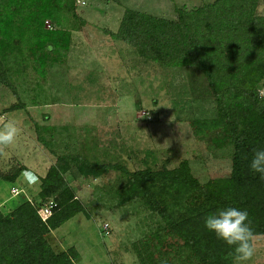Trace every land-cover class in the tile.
Instances as JSON below:
<instances>
[{
	"label": "rangeland",
	"instance_id": "374dc122",
	"mask_svg": "<svg viewBox=\"0 0 264 264\" xmlns=\"http://www.w3.org/2000/svg\"><path fill=\"white\" fill-rule=\"evenodd\" d=\"M87 1L86 7L74 8L77 19L65 13L59 25L70 31L66 51L43 59L40 52L28 55L27 37L19 41L13 32L0 36L4 46L19 47L0 55L11 83L0 84V124L15 119L21 127L0 155V173L23 168L43 178L63 156L110 165L97 177L67 179L83 210L51 232L50 240L60 250L75 247L77 264H140L138 253L146 260L153 254V264H192L194 260L184 261V251L180 258V242L165 235V223L144 199L122 200L127 181L122 171L171 170L187 161L201 184L227 177L231 147L215 141L222 139L219 130L200 126L216 118L212 90L194 66L145 60L109 32L117 31L126 9L175 21L176 9L189 11L215 0ZM2 3L0 19L9 21L14 7ZM255 12L264 16V0L256 1ZM259 94L264 96V85ZM21 184L16 181V187ZM11 188L0 181L3 212L21 200ZM38 191L39 183L33 195ZM168 202L176 217L182 214L170 198ZM256 240L257 252L248 264H264V235Z\"/></svg>",
	"mask_w": 264,
	"mask_h": 264
},
{
	"label": "trees",
	"instance_id": "16d2710c",
	"mask_svg": "<svg viewBox=\"0 0 264 264\" xmlns=\"http://www.w3.org/2000/svg\"><path fill=\"white\" fill-rule=\"evenodd\" d=\"M256 1L215 0L189 11L179 8L175 21L126 9L117 31L109 32L145 60L163 66H194L207 77L212 90L216 118L202 121L200 126L219 130L222 139L215 141L231 147L227 177L201 184L187 161L171 170L122 171L127 178L122 200L144 199L148 209L165 223V235L180 242L178 255L181 258L184 251L186 263L232 264L224 258L230 251L228 246L204 227L203 217L217 208L247 210L256 236L264 235V180L249 170L252 150L264 148V96L259 94L264 85V16L256 14ZM87 2L3 0V7L14 10L8 15L9 21L0 19V36L6 38L13 32L19 41L27 37L28 55L40 52L43 59L47 54L66 51L70 31L59 25L65 13L77 19L74 8L86 7ZM20 14L22 17L16 18ZM46 21L50 22L47 29ZM0 44L2 57L19 48L4 46V40ZM0 84H11L1 60ZM109 167L91 164L80 156H63L43 178L23 168L0 173V181L11 184V194L16 190L12 195L21 199L7 212L0 209V264H77L75 247L60 250L50 240L51 232L83 210L67 179L97 177ZM17 180L21 186L16 187ZM38 183L34 196L33 186ZM168 198L173 208L180 207L181 215H174ZM50 201L56 206L43 220L39 212ZM140 255V264L155 262L153 254L147 260Z\"/></svg>",
	"mask_w": 264,
	"mask_h": 264
},
{
	"label": "clouds",
	"instance_id": "9594fccd",
	"mask_svg": "<svg viewBox=\"0 0 264 264\" xmlns=\"http://www.w3.org/2000/svg\"><path fill=\"white\" fill-rule=\"evenodd\" d=\"M20 132L21 127L15 119H8L0 124V155L6 154ZM249 170L264 180V148L252 150ZM203 222L206 230L214 233L230 249L224 257L225 260H230L232 264H248L253 259L257 252V240L247 210L232 206L217 208L206 214ZM161 264L167 262L162 261Z\"/></svg>",
	"mask_w": 264,
	"mask_h": 264
},
{
	"label": "built area",
	"instance_id": "2783aa9c",
	"mask_svg": "<svg viewBox=\"0 0 264 264\" xmlns=\"http://www.w3.org/2000/svg\"><path fill=\"white\" fill-rule=\"evenodd\" d=\"M77 2L81 5H85L86 3V0H77ZM12 194L13 195H16L17 194V191L16 190H13L12 191ZM56 205L55 203H53L52 201H50L47 206L45 208H43L42 210H40L39 214L41 216V218L43 220H46L50 214H51V209L54 208Z\"/></svg>",
	"mask_w": 264,
	"mask_h": 264
},
{
	"label": "crops",
	"instance_id": "0c3cea01",
	"mask_svg": "<svg viewBox=\"0 0 264 264\" xmlns=\"http://www.w3.org/2000/svg\"><path fill=\"white\" fill-rule=\"evenodd\" d=\"M28 170V169H27ZM29 171V170H28ZM31 172V171H30Z\"/></svg>",
	"mask_w": 264,
	"mask_h": 264
}]
</instances>
